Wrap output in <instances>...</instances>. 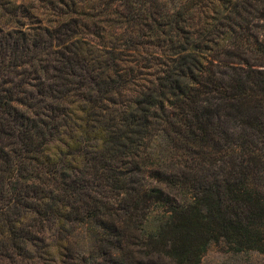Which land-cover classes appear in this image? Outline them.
<instances>
[{
  "label": "trees",
  "instance_id": "1",
  "mask_svg": "<svg viewBox=\"0 0 264 264\" xmlns=\"http://www.w3.org/2000/svg\"><path fill=\"white\" fill-rule=\"evenodd\" d=\"M178 2L0 0V264L264 253V0Z\"/></svg>",
  "mask_w": 264,
  "mask_h": 264
},
{
  "label": "rangeland",
  "instance_id": "2",
  "mask_svg": "<svg viewBox=\"0 0 264 264\" xmlns=\"http://www.w3.org/2000/svg\"><path fill=\"white\" fill-rule=\"evenodd\" d=\"M163 1L169 4L171 9H177V7H179L180 5L178 0H163ZM258 26L259 27L255 29V32L259 35L260 39L262 40L264 37V22L259 23ZM142 41L149 43L152 40L150 38H145ZM84 49L86 51H88V49L90 50L88 46H84ZM136 56L137 59H140L139 55ZM161 60L162 61L151 60V62L149 63L145 62L146 64H144L143 66L146 65L145 67L147 68L141 69L142 72H138L134 76V79H136L137 81L136 83L137 84H139V82L149 83L155 77H157V73H159L160 70L164 69L163 64L167 63L166 61L167 59L162 58ZM128 61L132 62L134 61V58L129 57ZM253 68L255 70L264 71V67L260 66V64L254 65ZM132 79L133 77L130 80ZM241 114L242 113L238 111L232 112L231 117L228 118L229 125H234L236 123L238 124L240 122L239 117ZM161 145H162L161 147H154V149L157 150L156 155L153 156L155 159H161V157L164 156L165 152L163 150L167 148L166 143L162 141ZM161 148L163 150L160 151ZM92 233L88 231L85 227L84 228L78 227L77 230L75 231V241L77 242V245H79V247L84 251L89 252L90 249H93L94 237L92 236ZM131 260H132V254L131 253L125 254L124 257L125 264H130ZM200 264H264V253L258 251H245L241 253H235L231 251L229 247L223 242L211 243L207 248V251L202 256Z\"/></svg>",
  "mask_w": 264,
  "mask_h": 264
}]
</instances>
